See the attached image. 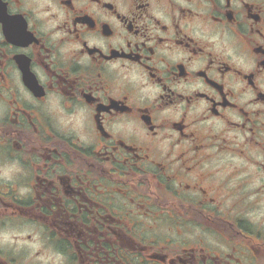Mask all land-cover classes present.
<instances>
[{
  "label": "flooded vegetation",
  "instance_id": "1",
  "mask_svg": "<svg viewBox=\"0 0 264 264\" xmlns=\"http://www.w3.org/2000/svg\"><path fill=\"white\" fill-rule=\"evenodd\" d=\"M0 264H264V0H0Z\"/></svg>",
  "mask_w": 264,
  "mask_h": 264
}]
</instances>
